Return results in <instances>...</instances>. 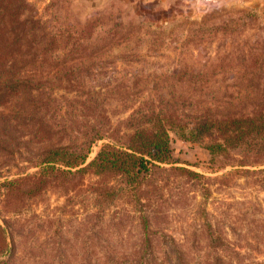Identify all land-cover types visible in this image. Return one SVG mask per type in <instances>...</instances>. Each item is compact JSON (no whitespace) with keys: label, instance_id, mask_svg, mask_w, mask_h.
I'll return each instance as SVG.
<instances>
[{"label":"trees","instance_id":"obj_1","mask_svg":"<svg viewBox=\"0 0 264 264\" xmlns=\"http://www.w3.org/2000/svg\"><path fill=\"white\" fill-rule=\"evenodd\" d=\"M83 27L54 29L32 0H0V166L18 167L0 192V252L8 255L0 263L82 264L72 260L71 245L59 246L53 237L56 217L42 216L41 224L26 215L55 191L69 202L86 196L85 264H264L259 201L219 199L214 221L207 210L212 186L231 189L244 178L264 193V98L245 106L188 97L144 102L116 123L103 87L84 83L103 48L89 47ZM235 75L243 79L245 70ZM170 130L186 140L210 139V162L231 170L206 178L174 166ZM105 139L112 142L87 162L93 145ZM30 167L37 170L28 173ZM182 179L202 190L196 211L202 223L181 231L179 240L166 228V202Z\"/></svg>","mask_w":264,"mask_h":264},{"label":"rangeland","instance_id":"obj_2","mask_svg":"<svg viewBox=\"0 0 264 264\" xmlns=\"http://www.w3.org/2000/svg\"><path fill=\"white\" fill-rule=\"evenodd\" d=\"M50 1L55 4L45 11ZM32 4L46 21L52 22L54 29L72 25L79 30L87 25L89 47L103 50L93 60L84 83L96 91L103 87L106 107L116 123L127 119L144 102L182 101L188 97L209 103L243 101L245 106L252 99L264 98V20L254 8L209 7L196 17L174 15L171 20L160 21L150 16L149 9L127 5L122 0H32ZM244 70L245 78L236 77ZM236 84L242 86L241 93H236L240 88ZM185 89L190 93H185ZM169 139L174 166L206 178L231 170L230 166L219 168L220 162H210V139L186 140L177 130L169 131ZM109 142L112 141H97L87 162ZM36 170L30 167L28 173ZM17 174L14 163L0 166V192L4 191V181ZM183 182L188 181L172 184L166 202V228L179 240L181 231L195 230L202 223V218L196 217L203 200L202 190ZM178 189L186 193L184 201L178 199ZM84 197L69 202L59 192H48L26 209L30 221L40 222L42 216L56 217L57 232L53 237L59 246L71 245L72 260L82 264L89 244ZM219 199L259 201L264 218V193L253 191L244 178L238 179L231 189L211 187L207 201L211 221ZM1 214L0 211V224L4 227ZM31 214L40 217L31 218ZM52 230L46 231L53 233ZM7 259L8 255L0 252V262Z\"/></svg>","mask_w":264,"mask_h":264},{"label":"crops","instance_id":"obj_3","mask_svg":"<svg viewBox=\"0 0 264 264\" xmlns=\"http://www.w3.org/2000/svg\"><path fill=\"white\" fill-rule=\"evenodd\" d=\"M150 10V16L160 21L171 20L174 15L196 17L209 7L254 8L264 20V0H122ZM210 1V2H207Z\"/></svg>","mask_w":264,"mask_h":264},{"label":"built area","instance_id":"obj_4","mask_svg":"<svg viewBox=\"0 0 264 264\" xmlns=\"http://www.w3.org/2000/svg\"><path fill=\"white\" fill-rule=\"evenodd\" d=\"M207 2H210V1H207Z\"/></svg>","mask_w":264,"mask_h":264}]
</instances>
